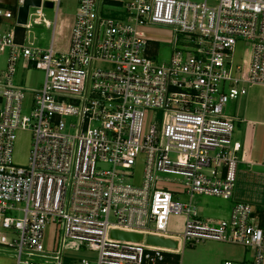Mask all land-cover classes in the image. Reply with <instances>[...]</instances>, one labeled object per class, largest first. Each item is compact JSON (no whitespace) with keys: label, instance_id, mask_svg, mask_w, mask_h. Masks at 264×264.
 <instances>
[{"label":"built area","instance_id":"built-area-1","mask_svg":"<svg viewBox=\"0 0 264 264\" xmlns=\"http://www.w3.org/2000/svg\"><path fill=\"white\" fill-rule=\"evenodd\" d=\"M23 1L0 7V25L11 22L0 27V253L15 264H63L69 242L97 253L95 264H178L180 246L213 241L252 253L223 264H264V228L250 205L233 202L227 217L201 219L196 201L232 200L239 144L226 108L248 86H264V0H78L59 50L53 33L45 49L29 38L31 25L50 27L45 9L55 10V28L59 0H38L19 25ZM144 28L171 31L166 63L150 55ZM239 42L250 45L246 70L245 58L234 59ZM17 67L42 72L41 86L15 84ZM146 111L159 115L142 134ZM24 131L32 145L21 166L14 146ZM172 216L184 218L181 235L167 232ZM49 226L58 232L52 250ZM111 230L178 247L112 240Z\"/></svg>","mask_w":264,"mask_h":264},{"label":"rangeland","instance_id":"rangeland-1","mask_svg":"<svg viewBox=\"0 0 264 264\" xmlns=\"http://www.w3.org/2000/svg\"><path fill=\"white\" fill-rule=\"evenodd\" d=\"M0 7L13 10L14 5L17 0H0ZM78 0H59V7L56 15L55 28H53V23L55 20V10H43V18L48 23L50 27L46 28L43 24L31 25L29 31V38H34V45L39 48H48L52 42L53 33V49L59 50L66 47L68 41V35L70 30V24L75 14ZM200 1V0H191ZM3 25L11 24V22H2ZM0 25L1 28H4ZM7 28H10L7 25ZM160 33H153L152 37L156 38L163 43H158L153 47L151 55L154 57V61L158 64H164L168 60L170 45L169 42L172 38V33L170 30ZM182 39V37H179ZM250 52V45L239 42L235 48L234 59L236 62H243L246 56ZM3 63V57L0 56V66ZM43 81V73L34 69L21 71L17 67V72L14 77V83L18 86L27 89L39 88ZM29 95L26 97V102L23 104V113L28 114L29 112ZM158 113H153L152 111H146L143 115L142 121V134H145L149 127L157 123ZM32 145L31 134L28 131L18 133L17 141L14 146V160L17 164L24 166L27 163L28 155ZM110 168V167H108ZM142 165L138 164L134 167L130 174L134 177V181L138 182L142 175ZM171 179V178H170ZM254 185L245 188H240L238 193L240 197L244 199L235 200L236 187L233 191V202H242L251 206L252 212L259 216L264 213V178L258 180H253ZM256 182V184H255ZM159 187L165 188L168 191H180L182 188L177 182H165L159 183ZM243 196V197H242ZM183 201H187V197H182ZM216 200L220 203L226 201H221L220 199L214 198H204L201 197L197 199L198 206H203V211L199 214L201 219L206 218H224L217 213L219 207L216 204ZM205 204H210V207L204 208ZM205 209V210H204ZM257 211V212H256ZM183 217H170L169 224L167 227V232L172 235H181L183 228ZM55 233V234H54ZM53 235L55 236V242L52 243ZM57 228L49 226L45 230V247L47 250H52L57 247ZM63 264H79L81 260L87 261L89 264H95L97 260V253L88 250L85 247H76L75 244L67 242L62 253ZM252 253L250 250H245L235 245L226 243H217L213 241H201L193 246L186 244L184 247L180 246L178 252V264H223L224 262H238L241 260H251Z\"/></svg>","mask_w":264,"mask_h":264},{"label":"crops","instance_id":"crops-1","mask_svg":"<svg viewBox=\"0 0 264 264\" xmlns=\"http://www.w3.org/2000/svg\"><path fill=\"white\" fill-rule=\"evenodd\" d=\"M1 4L0 1V5ZM142 31L149 40L151 55L154 49L153 47L158 43H163V41L153 38L152 34L167 30L163 28H144ZM68 41L66 47L68 46ZM169 42L164 43L168 44ZM248 63L249 56L247 55L244 63L245 70L248 67ZM226 113L233 119L234 123L232 141L239 144V151L237 153L238 163L236 166L234 184V188L236 187L235 200H245V197L243 199L239 196V187L245 189L248 186L252 187V185H254L253 180H257L258 182V180L264 178V86H248L247 93L231 102L226 108ZM233 201L220 203L216 200L215 203L219 205L217 209L218 215L224 218L227 217ZM202 207L203 206L200 205L198 206L199 213L203 211ZM208 207H210V204L204 205L205 209ZM253 216L259 221L260 226L264 228V213L259 216L257 213L256 215L253 213ZM0 264H15V261L11 256L0 253Z\"/></svg>","mask_w":264,"mask_h":264},{"label":"water","instance_id":"water-1","mask_svg":"<svg viewBox=\"0 0 264 264\" xmlns=\"http://www.w3.org/2000/svg\"><path fill=\"white\" fill-rule=\"evenodd\" d=\"M40 2L38 0H24L21 7L18 8L16 23L19 25H25L27 20L28 8L29 7H39ZM44 8L51 9L52 4L45 2L43 4ZM109 238L121 242L129 243H144L146 246L172 249L176 250L178 247L177 241L166 239L162 237H157L153 235H146L145 237L142 234L124 232L120 230H111L109 233Z\"/></svg>","mask_w":264,"mask_h":264},{"label":"trees","instance_id":"trees-1","mask_svg":"<svg viewBox=\"0 0 264 264\" xmlns=\"http://www.w3.org/2000/svg\"><path fill=\"white\" fill-rule=\"evenodd\" d=\"M173 258H174V262L177 263L178 262V256H174Z\"/></svg>","mask_w":264,"mask_h":264}]
</instances>
